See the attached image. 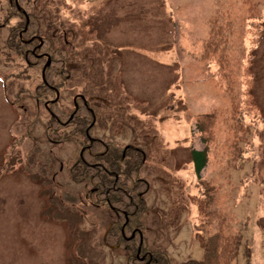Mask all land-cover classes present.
Listing matches in <instances>:
<instances>
[{
  "label": "rangeland",
  "instance_id": "rangeland-1",
  "mask_svg": "<svg viewBox=\"0 0 264 264\" xmlns=\"http://www.w3.org/2000/svg\"><path fill=\"white\" fill-rule=\"evenodd\" d=\"M52 1L44 20L55 38L67 37L100 77L95 89L87 83L102 124L95 137L149 154L140 173L147 247L176 263L201 257L195 223L203 235L218 226L199 214L190 150L205 149L199 179L215 189L224 231L240 236L233 264H264V0ZM212 21L224 36L218 29L217 54L205 56ZM6 36L0 27V264H124L126 251L105 241L114 213L69 175L74 144L46 140L29 100L11 102L22 83L1 51ZM200 114H213L206 135Z\"/></svg>",
  "mask_w": 264,
  "mask_h": 264
},
{
  "label": "trees",
  "instance_id": "trees-1",
  "mask_svg": "<svg viewBox=\"0 0 264 264\" xmlns=\"http://www.w3.org/2000/svg\"><path fill=\"white\" fill-rule=\"evenodd\" d=\"M52 7V0H0V27L7 29L1 51L6 61L17 62V72L12 77L22 83L11 102L20 105L27 98L34 110V120L30 124L41 122L45 139L74 144V159L68 165L71 179L84 184L85 196L95 206L114 213L107 226L106 243L126 251L124 264H233L240 236L224 231V214L218 212L214 215L212 209L215 189L199 179V172L207 161L205 149L190 151L196 179L200 181L196 185L201 201L199 214L204 224H210L215 217L218 226L215 231L203 235L200 223H195L194 237L202 250L201 257L176 263L164 250L147 247L141 221L147 210L143 199L146 181L140 173L149 154L135 145L94 137L95 126L102 124L89 98L87 83L95 89L100 77L93 67L83 64L88 62L84 60L83 51L72 52L67 47V37L55 38L48 23L51 22ZM216 26L212 21L205 56L217 54L218 29L224 36V31ZM254 42L257 44L258 40L254 39ZM71 61L81 62L75 72H71ZM6 80H9L8 76L3 78V81ZM80 83L84 84L74 91ZM7 91L8 87H5L6 96ZM56 93H65L71 98L78 95V99L67 108L59 97L55 99ZM41 109L45 110V114L41 113ZM211 115L200 114L196 118V127L202 134L209 133Z\"/></svg>",
  "mask_w": 264,
  "mask_h": 264
},
{
  "label": "water",
  "instance_id": "water-1",
  "mask_svg": "<svg viewBox=\"0 0 264 264\" xmlns=\"http://www.w3.org/2000/svg\"><path fill=\"white\" fill-rule=\"evenodd\" d=\"M47 63H49V61L47 62ZM46 66H44V68H45Z\"/></svg>",
  "mask_w": 264,
  "mask_h": 264
},
{
  "label": "flooded vegetation",
  "instance_id": "flooded-vegetation-1",
  "mask_svg": "<svg viewBox=\"0 0 264 264\" xmlns=\"http://www.w3.org/2000/svg\"><path fill=\"white\" fill-rule=\"evenodd\" d=\"M76 99H78V97Z\"/></svg>",
  "mask_w": 264,
  "mask_h": 264
}]
</instances>
